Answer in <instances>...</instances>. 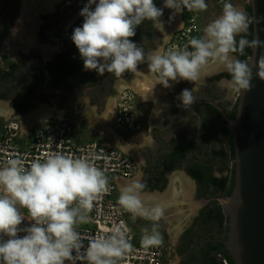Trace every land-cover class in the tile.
Here are the masks:
<instances>
[{
	"label": "clouds",
	"instance_id": "obj_1",
	"mask_svg": "<svg viewBox=\"0 0 264 264\" xmlns=\"http://www.w3.org/2000/svg\"><path fill=\"white\" fill-rule=\"evenodd\" d=\"M163 8L173 10L172 20L185 9L202 12L207 4L205 0H164ZM163 8L153 0H88L79 13L83 24L71 35L84 70H95L101 76L107 72L117 80L125 73L147 77L153 88L162 85L170 89L175 83L190 82L194 87L176 97L185 109L196 103L194 93L210 65L228 74L229 79L219 83L229 91L251 90L252 68L239 57L245 48L264 42L246 38L252 19L244 10L223 3L221 15L207 24L202 36L190 39L180 50H146L144 43H134L130 38L145 21H150L167 41L161 20ZM140 64H147V74L138 70ZM259 66L262 70L258 76L264 78V57ZM145 188L139 178L132 179L120 188L117 204L133 220L151 222L150 228L142 229L139 241L148 249L162 244L158 222L165 209L150 203L156 198ZM108 191V177L86 159L57 153L43 161L34 160L29 167L20 158L8 159L0 167V264H119L133 247L123 231L117 228L111 235L90 237L86 249L77 231L78 225L88 221L94 202ZM22 209H26L27 217ZM25 219L30 226L20 227ZM21 232L23 237L18 235Z\"/></svg>",
	"mask_w": 264,
	"mask_h": 264
},
{
	"label": "flooded vegetation",
	"instance_id": "obj_2",
	"mask_svg": "<svg viewBox=\"0 0 264 264\" xmlns=\"http://www.w3.org/2000/svg\"><path fill=\"white\" fill-rule=\"evenodd\" d=\"M7 2L9 3L5 8L7 18L14 21L24 11V0H10V2L7 0ZM25 2L26 12L31 18L34 17L32 19L33 27L36 28L34 32L36 45L27 49V53L17 51L15 60L0 68V104L6 103L12 112L11 118L18 122V118H24L36 103L52 104L62 111V119L57 120L55 117L48 119L47 122L52 125L61 122L69 123L73 125L74 138L78 142L88 141L82 138L88 135L81 128V122L86 121L87 118L82 119L80 111L89 106L95 117L100 116L105 109L107 99L116 95L114 81L117 78L105 72L103 76L100 75L99 88L86 93L53 90L44 79L45 76L50 84L63 89L96 85L95 70L81 69L79 72L66 73L65 70L59 68L61 62L71 63L75 67L83 64L79 52L62 44L60 33L64 23L81 10L88 0H59L58 3L53 0L48 6L45 5L46 0H25ZM153 2L158 8H163L164 0H153ZM247 6L249 5L244 7V11L249 16ZM33 10L36 12L34 13ZM172 13L173 10L163 8L161 20L170 21L169 17ZM179 16L183 23L184 12ZM82 24L83 17L69 29L68 37L71 42L73 30ZM145 24L146 26L142 27V36L138 45L144 43L146 50H154L163 43L164 34L155 30L150 21H146ZM168 25L169 23L164 25L165 30ZM40 45L51 47L53 45L54 48L52 52L44 54ZM165 47L166 45L163 49ZM218 70L221 69L211 72ZM225 74L227 73H214L207 77L204 83L198 86V91L194 93L197 101L189 109L182 107L176 97L182 90L191 89L194 85L187 81L179 82L178 89L173 95L168 117L151 119L147 130L151 142L137 150L139 162L135 157L133 158L138 166L136 176L140 174L141 182L146 184V192H162L167 186L168 177L175 171H181L194 183V199L203 204L189 219L190 223L188 222V225L179 233L176 241L171 242L173 248L168 254L178 257L177 264H213L214 261L221 263L224 257L219 252L226 253L224 242L228 220L220 203V199L226 196L222 191L198 182L191 176V172L202 173L204 167L207 166L208 159H212L209 166L213 178L229 180L231 176L233 161L230 158V146L221 132L226 126L221 116L219 120L214 118L216 112L219 115L220 113L209 104L214 103L219 106L227 117L235 106L237 99L232 101L226 91L219 86L221 80L227 79L223 77ZM132 76L131 73H125L120 80L130 83ZM25 109L29 110L23 112L22 110ZM143 123L142 119L141 126ZM90 138L91 141H100L92 132H90ZM214 152H223L227 159L220 154L215 156ZM206 153L208 156L205 157ZM220 220H222L221 224ZM162 239L168 243L166 233L162 234Z\"/></svg>",
	"mask_w": 264,
	"mask_h": 264
},
{
	"label": "built area",
	"instance_id": "obj_3",
	"mask_svg": "<svg viewBox=\"0 0 264 264\" xmlns=\"http://www.w3.org/2000/svg\"><path fill=\"white\" fill-rule=\"evenodd\" d=\"M212 1L215 6L222 8L223 3L229 0ZM183 12L185 15L183 26L170 37L165 51L180 50L190 39L200 37L199 12H189L186 9ZM2 66L5 64L0 58V68ZM139 99L140 102H144L130 89L117 101L111 129L121 139L123 135L134 134L141 128L143 113L139 111L135 113L129 109L131 105L135 107ZM57 153L86 159L101 169L109 179V191L94 202V207L88 214V221L77 226L85 249L90 237L111 235L119 228L133 245L132 250L119 261V264H167L168 244L162 240V244L158 247L143 248L139 241L143 235L142 229L145 227L135 228L131 225L128 213L120 209L117 204L120 183L135 178L138 174V166L134 159L119 149L113 141L106 139L98 142L95 140L78 142L74 138L73 125L65 122L52 125L42 121L31 126L25 133L16 120H5L0 125V167L11 158H20L24 161L25 167H29L32 161H43ZM21 211L27 217L26 209ZM30 223L25 219L20 227H28ZM18 235L23 237L25 233L21 232ZM221 263L230 264L225 259H222ZM77 264H86V262L77 261Z\"/></svg>",
	"mask_w": 264,
	"mask_h": 264
},
{
	"label": "water",
	"instance_id": "obj_4",
	"mask_svg": "<svg viewBox=\"0 0 264 264\" xmlns=\"http://www.w3.org/2000/svg\"><path fill=\"white\" fill-rule=\"evenodd\" d=\"M248 5L252 40L264 42V0H248ZM81 10L64 23L60 33L62 44L76 52L79 51L70 41L68 31L82 17ZM261 57H264V44L252 48L247 58L252 68L251 90L238 92L234 118H228L223 109L209 103L218 110L232 133L233 186L230 195L220 199L228 220L224 247L232 264H264V78L258 76L262 70ZM95 74V86L72 89L57 88L45 76L44 79L49 87L59 92L86 93L99 88L100 75L97 71Z\"/></svg>",
	"mask_w": 264,
	"mask_h": 264
},
{
	"label": "rangeland",
	"instance_id": "obj_5",
	"mask_svg": "<svg viewBox=\"0 0 264 264\" xmlns=\"http://www.w3.org/2000/svg\"><path fill=\"white\" fill-rule=\"evenodd\" d=\"M9 2H10V0H9ZM58 2H59V0H56V3H58ZM205 2L207 4L206 10L199 12L198 23H199V29H200V32H199L200 36H202L203 29L207 26V24L210 23L211 21H213L214 19L218 18L219 15H221V13H222V8L215 6L213 4L212 0H205ZM228 2L232 3L234 6H236L237 8H240L242 10H244V7L246 5H248V0H229ZM7 3H8L7 0H6V2H5V0H0V58L4 64H7V62H11V61L15 60V57H16V56H14L11 58L9 56H6L5 54H3V51H2L3 43L7 39V37H9V35L11 34L13 25H14L15 21L17 20L16 19V20L12 21L11 19L7 18V15H6L7 12L5 9ZM174 19H172V20H174ZM163 22H164V25H166L168 23L170 24L171 20L170 21H163ZM32 23L34 24V22H32ZM35 30H36V28L34 29L33 26H31L29 29V32H30L29 35L33 38L34 42H35V35H34ZM169 39H170V37L167 39L166 42L163 39V43H161V45H159L158 47L164 48V46L167 45ZM29 48L30 47H28L27 49H29ZM40 48L42 50L46 49L45 51L47 54V53L52 52L54 47H53V45H52V47L50 45H44V46L40 45ZM27 49L26 50L19 49V50L24 51V53H27L28 52ZM19 50H17V51H19ZM138 70L143 72V73H146V70H148L147 64L140 65L138 67ZM221 72H223V71L218 70L215 72V74H218ZM212 75H214V72L210 71L207 73L206 78L209 76H212ZM141 78L142 77L132 76L130 83H125L122 80L116 79L114 81V87L117 91L116 95L107 99V101L105 103L106 104L105 109L101 113L100 116L95 117L93 112H92L91 107H89V106L83 108L80 111L81 118L82 119L87 118L86 121L81 122V128L85 132H87V134H88L87 137H82L84 140L87 139L88 141H91L90 132L94 133L96 135V137H98L100 140H103V141L106 140V137L103 134H101V132L94 129V125H99V122H97V121H99V118H101L105 114L106 110L108 109V107L111 105L112 102L115 103V111H116V105H117L118 99L124 93H126L127 90H130V89L133 90L134 83ZM203 83H204V81H203ZM203 83H201V84H203ZM178 85H179L178 83L173 84V86L170 89H166L163 92V95L161 94L162 97L160 99H161L162 105H160L159 108L155 109L154 103L140 102V99H139V101H136L135 107L130 104L131 106L129 109H131L132 112L137 113L139 111V112H142L144 115V118H143L144 123L141 126L139 131H137L136 133L131 134V135H123L122 136L123 140L128 141L132 138V136H135L136 134H142L141 142L136 144L137 148L135 147L136 153H135L134 157L137 160V162H139L137 150L142 149V147H144L145 145H147L151 142L150 138L148 136V133H147L148 127L151 123V119H158V118L161 119V118H167L168 117L169 110H170L171 103H172V99H173V95H174L176 89H178ZM219 86L221 87L222 90L224 89L226 91L227 95H229V97L232 98V101L237 99L238 92L229 91L226 87L222 86L220 83H219ZM3 104H5L8 111L11 112V110L9 109L7 104L6 103H3ZM41 107H43L47 111L51 112L52 113L51 117L53 119L55 117L57 120L62 119V115H63L62 111L59 110L57 107H55L52 104L39 103V102L36 103V105L33 109H31L30 111L27 112L26 116H28L32 111H35ZM156 113H159V114L157 115ZM11 116H12V112H11V115L8 119L0 118V125L3 124V121H5V120H15V119L11 118ZM26 116H24V118ZM24 118H20V119L18 118L20 124H21V120ZM111 119H113V117ZM113 124H114V120L113 121L110 120L109 122H107L106 127L111 129L113 127ZM177 176H179L181 178L180 179L181 181L179 180V178ZM138 178L140 179V174H139ZM184 180L187 183V185H185ZM182 181H183V184H182ZM183 185L186 187V189L183 188L184 187ZM188 186H189V188H188ZM172 187H174L176 189V193H175V197H174V198H176L175 199L176 203L172 204V206L169 205L167 207H163L165 209V214H164V217L158 222L159 223V229L158 230H159L161 236L164 233H166V235H167L168 243L167 242L166 243L168 244L169 250L173 248L171 245V242L174 243L176 241L179 233L183 230V228H185L188 225V222L190 223L191 220H189V219H191V217L194 216V214L197 212V210L203 205V204H201V202L196 201V199H194V184L192 183V181H189L188 179H186L183 176L181 171H175L168 177L167 186L165 187V189L162 192H160V193L153 192L150 194L154 195L155 197L158 195H162V197H164L166 192L169 191ZM187 189H188V191H187ZM150 203H153V202H150ZM220 203H222L221 200H220ZM128 219H129L130 224L133 225L135 228H139V227L140 228H142V227L150 228L151 227L150 221L143 220L140 218L133 220L131 218L130 214H128ZM169 252H171V250ZM177 261H178V257L176 255H174V254L168 255L167 264H177Z\"/></svg>",
	"mask_w": 264,
	"mask_h": 264
},
{
	"label": "bare ground",
	"instance_id": "obj_6",
	"mask_svg": "<svg viewBox=\"0 0 264 264\" xmlns=\"http://www.w3.org/2000/svg\"><path fill=\"white\" fill-rule=\"evenodd\" d=\"M28 1H32V0H28ZM52 1L53 0H46L45 5L48 6L50 3H52ZM24 3H26L25 0H24ZM24 3H23L24 11L22 12L21 16L19 15L20 17L15 21L13 28H12V32H13V30H16V34L13 35L11 32V34L9 35V37H7V39L4 41L3 46H2L3 54H5L6 56H9L11 58L15 56L17 50H19V49L26 50L28 47H32L35 45L33 38L29 35L30 34V32H29L30 27L34 26L32 23L33 22L32 18H34V17L31 18L29 16V14L26 12L27 10H26ZM32 7H33V5H32ZM32 7H31V9H32ZM33 8H35V6ZM43 8L44 7H42V9ZM47 10H48V8H47ZM35 12L36 11H34V13ZM179 15L180 14H177L175 16V19L167 26V29L165 30L166 34L169 37L172 35L173 32L178 31L183 26V23H182ZM45 50H42L44 54H46ZM215 69L217 70L220 68L216 65H210L207 68V73L212 71V70H215ZM147 73H148V70H146L145 74H147ZM165 90L166 89L162 85H156L153 88L151 81L147 77H142L141 79L137 80L133 85V91L144 102L154 103L155 109L159 108V106L162 105L160 98L162 97L161 94L163 95V92ZM114 113H115V103L112 102L111 105L106 110L105 114L101 118H99V121H97V122H99V125H94V129L101 132V134H103L106 137V139L113 141V143L119 149H121L125 154H127L133 158L135 153H136V149H135L136 144L141 142L142 134H136L135 136H132V138L128 141L120 139L118 136H116L112 132L111 129L106 127L107 122H109L111 120ZM51 116H52V113L47 111L43 107H41L35 111H32L28 116H26L24 119L21 120L22 131L25 133L28 130V128H30L32 125L39 123V122H42V121H47L48 119L52 118ZM9 117H10V112L7 111L5 105L0 104V118L8 119ZM177 177L179 178V180L181 179L179 176H177ZM184 182H185V180H184ZM125 184L126 183H122V184H120L119 187L121 188ZM182 184H183V181H182ZM185 185H187L186 182H185ZM183 188L186 189L185 186ZM188 188H189V186H188ZM187 191H188V189H187ZM175 193H176V189L174 187H172L169 191L166 192L164 197H162V195L156 196L155 197L156 199L154 202L159 203L162 207H167L169 205L172 206V204L176 203V201H175L176 198H174Z\"/></svg>",
	"mask_w": 264,
	"mask_h": 264
},
{
	"label": "trees",
	"instance_id": "obj_7",
	"mask_svg": "<svg viewBox=\"0 0 264 264\" xmlns=\"http://www.w3.org/2000/svg\"><path fill=\"white\" fill-rule=\"evenodd\" d=\"M247 11H248L249 17L251 18V13H250L251 10H250L249 6H247ZM184 18H185V15H184ZM145 22H143L141 25H139L136 28V35L131 38V40L134 43H136V44H138L139 39L142 36V27H144V25L146 26ZM245 35H246V38L248 40H252V23L249 25L248 32ZM251 52H252V48H245L244 49V55L240 56L239 58L242 59V60H246L247 61V58L251 55ZM10 63L11 62H7V64H10ZM59 68H60V70H65L66 73H69V72H74L75 73V72H79L81 69H84V66L82 64V66L81 65H76V67H75L71 63L61 62V64L59 65ZM128 77L131 78L130 76H128ZM223 77L229 79L228 74L223 75ZM235 109H236V104L232 108L230 114L228 115V117L230 119L234 118ZM26 110H29V109H25V110H22V111L25 112ZM214 118L219 120L220 115L216 112V117H214ZM221 132H222V135L225 136L227 144L230 146V158L233 161L234 160V153H233V147H232V133L227 127L222 128ZM214 154H215V156H219V154H220L222 157L223 156L225 157L223 152H221V153L214 152ZM206 156H208L207 153L205 154V157ZM225 158L227 159V157H225ZM211 160L212 159H208L207 160V166L204 167L202 173L191 172V176L194 179H196L198 182H201L203 184L208 185L209 187H213V188H215V189H217L219 191H222L225 196L230 195L231 190H232V186H233V165H232L231 176H230L229 180L227 178H225V179L224 178L223 179H217V178H213L212 175H211V172H210L211 168L209 166V163L211 162ZM228 183H229V185H227ZM220 217L223 218L222 215H220ZM221 221L222 220H220V224L222 223ZM219 253L223 255L225 260H227L230 264H232L231 259L226 255L225 252L222 251V252H219ZM213 264H222V263H216L214 261Z\"/></svg>",
	"mask_w": 264,
	"mask_h": 264
},
{
	"label": "crops",
	"instance_id": "obj_8",
	"mask_svg": "<svg viewBox=\"0 0 264 264\" xmlns=\"http://www.w3.org/2000/svg\"><path fill=\"white\" fill-rule=\"evenodd\" d=\"M216 72V71H215ZM214 72V73H215ZM121 139V138H120ZM183 174V173H182ZM183 176L186 178V179H188L189 181H191L185 174H183ZM136 178H138V176H136L135 178H133V179H136ZM132 180V179H131ZM131 180H129V181H131ZM129 181H123L122 183H128ZM121 183V184H122ZM193 183V182H192ZM194 184V183H193ZM119 192H120V187H119Z\"/></svg>",
	"mask_w": 264,
	"mask_h": 264
}]
</instances>
